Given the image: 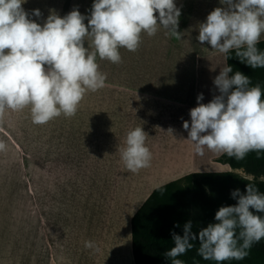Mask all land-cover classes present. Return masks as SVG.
<instances>
[{
  "label": "crops",
  "instance_id": "crops-1",
  "mask_svg": "<svg viewBox=\"0 0 264 264\" xmlns=\"http://www.w3.org/2000/svg\"><path fill=\"white\" fill-rule=\"evenodd\" d=\"M174 2L182 39L163 28L152 37L142 33L139 49L126 50L124 77L110 76L124 78V86L87 93L72 118L35 125L28 108L15 127L6 113L0 118V264H135L132 218L155 189L190 174L232 171L216 162L223 154L196 155L183 128L199 94L205 104L219 95L213 81L226 57L197 37L199 24L224 5ZM93 3L26 0L22 7L43 25L52 13L90 16ZM34 9L42 15L33 16ZM135 127L147 133L152 160L133 174L119 149ZM86 240L96 248L85 249Z\"/></svg>",
  "mask_w": 264,
  "mask_h": 264
},
{
  "label": "clouds",
  "instance_id": "clouds-1",
  "mask_svg": "<svg viewBox=\"0 0 264 264\" xmlns=\"http://www.w3.org/2000/svg\"><path fill=\"white\" fill-rule=\"evenodd\" d=\"M25 2L0 0V118L8 110L25 108L35 125L61 115L72 118L87 93L106 87L107 74L100 71L97 58L119 64L121 48L136 52L141 34L152 37L159 28L182 39L181 10L174 0H94L90 16L78 9L63 17L52 13L43 25L29 18L22 7ZM220 4L224 7L212 10L199 24L200 44L206 42L226 59L234 51L241 63L264 68V51L257 47L264 35V0H220ZM32 15L42 14L34 9ZM230 73L233 68L228 64L220 69L213 81L219 95L205 104L199 94L198 106L190 110V125L183 122L186 140L198 156L207 149L241 160L250 152H264V92L242 72ZM146 139L143 128L135 127L119 149L125 169L133 174L151 166ZM5 150L0 141V152ZM231 195L237 204L221 206L215 213L217 223L200 229L198 236L190 220L183 226V235L172 233L174 246L164 253L170 264H184L178 257L191 250L197 239V254L216 264L243 260L252 245L264 239V215H260L264 193L249 182L244 193L236 189ZM84 247L96 245L86 240Z\"/></svg>",
  "mask_w": 264,
  "mask_h": 264
},
{
  "label": "trees",
  "instance_id": "trees-1",
  "mask_svg": "<svg viewBox=\"0 0 264 264\" xmlns=\"http://www.w3.org/2000/svg\"><path fill=\"white\" fill-rule=\"evenodd\" d=\"M257 47L264 51V41ZM227 64L248 76L253 85L259 84L264 92V68L252 69L241 63L234 51L229 53ZM217 163L229 165L232 171L221 173L190 174L155 189L132 218V251L135 264H170L164 253L174 246L172 233L183 235V226L192 221V231L197 234L209 223H217L215 213L221 206L237 204L231 193L239 189L245 192L246 184L255 183L264 193V152H250L238 160L223 154ZM233 171H242L250 181ZM259 214V213H258ZM264 215V214H260ZM180 227H176V225ZM194 247L178 257L184 264H216L197 254L199 240ZM223 264H264V239L248 250L243 260L225 261Z\"/></svg>",
  "mask_w": 264,
  "mask_h": 264
},
{
  "label": "rangeland",
  "instance_id": "rangeland-1",
  "mask_svg": "<svg viewBox=\"0 0 264 264\" xmlns=\"http://www.w3.org/2000/svg\"><path fill=\"white\" fill-rule=\"evenodd\" d=\"M87 46H88L87 42H85V47ZM119 51L122 57V62L119 64H113L107 60H100L99 58H97V63L99 64L100 71L107 74L106 86H109V85H123L124 86V78H110V76L124 77L126 49L121 48ZM6 119L15 127L16 122L19 119L18 112H11L10 110L6 111ZM14 157L15 156L12 155V158ZM233 172L245 179L249 180L250 178V176H246L242 171H233Z\"/></svg>",
  "mask_w": 264,
  "mask_h": 264
}]
</instances>
